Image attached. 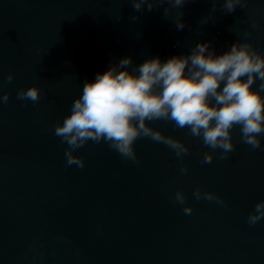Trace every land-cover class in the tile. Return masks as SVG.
I'll use <instances>...</instances> for the list:
<instances>
[{"label": "water", "instance_id": "water-1", "mask_svg": "<svg viewBox=\"0 0 264 264\" xmlns=\"http://www.w3.org/2000/svg\"><path fill=\"white\" fill-rule=\"evenodd\" d=\"M222 4L212 12L213 0H188L165 17L168 3L141 12L132 0H0V96L10 93L0 103V264H264V219L248 224L264 200V135L253 150L236 126L235 150L204 164L211 149L187 128L156 120L151 127L189 147L183 160L149 138L135 142L137 162L89 141L76 152L82 169L66 165L67 145L54 135L85 82L125 57L131 72L149 59L189 55L199 43L219 56L248 42L264 55V0L231 13ZM260 84L252 88L264 97ZM33 85L38 102L17 99ZM197 187L223 205L195 200ZM177 190L191 215L173 200Z\"/></svg>", "mask_w": 264, "mask_h": 264}, {"label": "clouds", "instance_id": "clouds-1", "mask_svg": "<svg viewBox=\"0 0 264 264\" xmlns=\"http://www.w3.org/2000/svg\"><path fill=\"white\" fill-rule=\"evenodd\" d=\"M188 0H132L136 11H151L161 4L168 17L173 9H180ZM247 0H223L222 10L227 13L237 7H246ZM212 12L216 11L213 0ZM183 12L177 11L175 24L183 30ZM133 21L138 17H131ZM256 27V25H252ZM245 36L251 33L245 32ZM131 57H125L104 73H98L94 82H85L82 94L72 105L71 112L62 123L54 127V135L66 144V165L82 169L85 160L76 154L86 143H107L122 158L137 162L134 148L140 138L167 146L177 158L183 160L189 147L180 139L165 135L149 122L165 120L178 129L187 128L189 134L202 141L211 151L203 153L202 163L210 164L218 152L224 160L235 150L232 129L240 128L241 140L253 150L261 149L264 135V97L253 90L257 79L264 89V55L250 43L237 41L230 50L219 56L210 49V42L199 43L186 56H174L164 63L159 57L149 59L138 68L129 71ZM135 73H138L136 75ZM246 77V79H242ZM14 74L7 75L11 83ZM223 87L221 88V84ZM17 99L36 103L40 100L38 86L21 88ZM10 93L0 96V103H8ZM182 174L187 166L180 168ZM192 197L199 200L224 201L214 192L197 187ZM183 190H177L173 200L183 206L185 215H191L192 206ZM264 219V200L257 202L248 216V224L256 225Z\"/></svg>", "mask_w": 264, "mask_h": 264}]
</instances>
